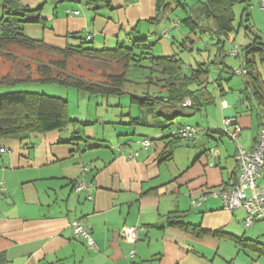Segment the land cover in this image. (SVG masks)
I'll return each instance as SVG.
<instances>
[{
  "label": "crops",
  "instance_id": "crops-1",
  "mask_svg": "<svg viewBox=\"0 0 264 264\" xmlns=\"http://www.w3.org/2000/svg\"><path fill=\"white\" fill-rule=\"evenodd\" d=\"M91 1L21 0L37 9L23 31L30 39L61 49L78 45L88 35L96 49L130 46L134 38L146 37L155 43V55L174 54L166 39L171 33L164 30L165 36L150 40L143 30L159 22L148 21L157 16L156 0ZM159 43L162 54L155 52ZM222 88L218 83L220 109H213L215 95L204 90L205 102L194 115L207 113L200 124L206 133L194 143L174 145L170 160L161 161L168 141V129L159 127L164 118L152 117L158 126H145L152 130L140 138L137 127L144 125L132 122L139 110L104 121V128L116 131L114 140L96 135L97 116L71 114L90 124L32 132L24 141L0 137V252L7 264H264L262 252L237 242L242 238L264 244L262 221L245 227L246 211L224 208L215 194L238 177V147L253 148L261 123L255 99L248 100L241 89V97L226 100L228 106L223 107ZM228 117L241 126L236 142L224 138L223 120ZM175 121L185 123L179 117ZM144 138L153 139L152 144L144 146ZM258 184L264 187V170ZM203 193L206 197L195 205L193 200ZM169 219L200 225L210 233L170 225ZM77 220L89 228L96 248L75 235ZM126 226L139 228L138 239L122 236ZM133 249L135 255L130 256Z\"/></svg>",
  "mask_w": 264,
  "mask_h": 264
},
{
  "label": "trees",
  "instance_id": "trees-1",
  "mask_svg": "<svg viewBox=\"0 0 264 264\" xmlns=\"http://www.w3.org/2000/svg\"><path fill=\"white\" fill-rule=\"evenodd\" d=\"M97 1L93 0L90 4L95 5L94 2ZM174 1L177 6L182 7L185 13L183 19L178 24L188 28L193 33H199L200 35L209 34L212 38H216L217 55H220L222 58L221 63L228 67L223 57L225 56L226 39L230 37L236 28L234 24V7L239 3L244 4L242 18L245 17V20L249 21L252 1L196 0L190 6L187 2L179 0H156L158 15L150 21H158L160 15ZM0 5L2 6L0 43L9 40L24 43L28 46H34V44L40 45L64 54L66 58L74 54L79 56L89 55V57L99 58L101 61L111 62L113 60H121L124 62L123 65L126 70L118 77H113L111 84L102 82L86 83L82 79H78L73 74L65 71V61H60L59 63L55 62L58 63L57 68L52 63H44L36 69L27 70L24 77H13L9 73L5 74L0 80V85L28 82L56 83L91 96L108 97L129 94L131 96V104L136 105L140 111V115L132 118V122L144 126H158L151 123L150 119L153 117L155 120L159 116L164 118V124L159 127L163 131L168 129L164 137L168 141L162 153L161 161L170 160L173 157L172 148L177 143L181 141L194 143L206 133L202 126L197 125L201 128L197 137L184 138L175 132L189 123L177 122L175 120L180 116H193L195 110L201 108L205 102L202 95L209 83L211 67L208 62L199 61L196 68L191 65L185 69L183 59L178 57L177 54L169 56L155 55L152 52V47L155 43H149L146 37L134 38L130 46L121 44L115 49H96L83 45H68L65 49L49 47L43 41L28 38L23 31V25L26 22L32 21L30 15L37 9L30 8L23 4L21 0H0ZM261 5L264 7V0L261 1ZM36 20L39 21L37 18L34 21ZM247 28L251 29V25ZM84 38L85 40L83 41ZM86 39L87 36L82 37L81 44L89 43L92 40L88 41ZM191 41L192 43L194 42L193 40ZM242 51L244 54V64L242 67L248 71L244 76L249 75V78L245 81L242 93L247 96L248 100H256L255 109L258 119L262 123L264 88L258 62H264V41L256 35L242 47ZM211 63L216 64L218 61L216 59ZM221 71L229 72L223 66ZM136 72L144 74L146 84L149 87L153 86L154 89L142 90L139 93L128 91L126 84L127 82L135 81L131 76ZM229 73L236 75L234 70H231ZM220 79L221 74L215 80L218 81ZM137 83L140 84L138 81ZM187 97L191 100V106L189 107L182 105ZM68 107V97L51 95L45 92L21 90L0 93V137L16 138L24 141L32 132L43 133L52 130H64L71 123H80L84 126L90 124L87 121L72 119ZM146 139L150 140L152 144L153 139L149 138H144L142 144ZM211 150L209 149L208 152L212 154ZM169 224L197 229L200 233H210V231L201 229L200 225L191 226L182 221L169 219ZM213 234L217 233L213 232ZM237 242L243 247H247V245L254 247L264 254V244L257 240L238 238ZM7 263L8 258L6 254L0 252V264Z\"/></svg>",
  "mask_w": 264,
  "mask_h": 264
},
{
  "label": "rangeland",
  "instance_id": "rangeland-1",
  "mask_svg": "<svg viewBox=\"0 0 264 264\" xmlns=\"http://www.w3.org/2000/svg\"><path fill=\"white\" fill-rule=\"evenodd\" d=\"M181 2H187L190 6L195 3L196 0H179ZM252 7L251 17L249 21L242 18V12L244 4H236L234 7L235 11V30L226 39L225 43V56L223 57L225 62L232 68H239L244 64V54L242 47L246 45L250 40H252L256 35H258L261 40L264 41V8L261 5L262 0H251ZM1 15V14H0ZM158 15V14H157ZM185 13L181 6H177L175 1L167 7L166 11L162 13L159 17L158 23L147 24L148 29H143L148 35L150 40L157 39L163 33L164 30L171 35L166 38L169 43L173 44V51L171 53L177 54L178 57L183 59L184 67L187 69L189 66L197 67L198 62L206 61L208 62L210 68L209 83L205 90L215 95L216 104L213 109L218 107L220 109V99L218 94V83H222L226 93L222 97L229 102L230 99L240 98V91L245 85V81L249 78V75H231L227 71H221L222 66L226 70H230L229 67L224 66L221 63V57L218 56L217 39L212 38L209 34L200 35L199 33H193L188 28L179 25L184 17ZM150 22V20H148ZM251 25V29L247 27ZM156 35H153L155 34ZM193 40L194 42L192 43ZM78 45H83L85 47H92L94 43H85ZM238 45L239 46V56H234L231 54V49ZM161 43L158 44L155 52L157 54H162ZM217 59L218 63H211ZM60 61H65L64 70L73 74L76 78L82 79L86 83L92 82H102L106 84H111L113 77H118L121 73H124L125 67L123 61L113 60V61H101L99 58L79 55H71L66 58L64 54L55 52L46 48L44 46L35 45L28 46L27 44L20 43L17 41L5 40L0 43V80L5 74H11L13 77H24L27 70H33L44 63H52L55 68ZM58 62V63H55ZM30 67V68H29ZM258 68L261 72L263 79L264 88V62H258ZM222 75V80L215 81V79ZM144 74L140 72L133 73L131 78L135 81L127 82L126 89L130 92H141L142 90L151 89L153 86H148L146 84V78ZM229 78V79H228ZM140 82V84L137 83ZM33 91V92H45L47 94L63 96L69 98V113L73 118L81 117L86 119H93L97 116L99 122H95L97 136H104L105 138L116 139V131L113 128H104L103 125L106 123L105 120L121 117L122 111L128 112L132 110V114L138 112L136 105L131 104V96L125 94L122 96H96L87 95L81 93L73 88H66L62 85L56 83H38V82H28V83H16L13 85H0V93L9 91ZM83 95V96H82ZM223 100V99H222ZM120 102L121 104H119ZM211 108V107H210ZM212 110V109H211ZM207 117V113L198 112L191 117H179V120L187 122L191 125H200L202 121ZM85 116V117H84ZM205 117V118H203ZM189 121V122H188ZM201 126V125H200ZM120 128V127H119ZM138 135L143 138L149 135L152 128L150 127H137ZM137 138V137H136ZM226 141L236 142V139L230 138L227 134L224 135ZM182 143V142H181ZM239 143V142H238ZM240 145V144H239ZM238 145V146H239ZM261 179V178H260ZM259 182V181H258ZM262 221L264 225V220H258L255 223ZM254 223V224H255ZM260 238L264 240V231H262Z\"/></svg>",
  "mask_w": 264,
  "mask_h": 264
},
{
  "label": "built area",
  "instance_id": "built-area-1",
  "mask_svg": "<svg viewBox=\"0 0 264 264\" xmlns=\"http://www.w3.org/2000/svg\"><path fill=\"white\" fill-rule=\"evenodd\" d=\"M79 13V11H74ZM92 35H88L87 39L90 41ZM239 46L236 45L231 49V54L239 56ZM235 74L245 75L247 69L240 66L234 69ZM223 107H227L226 100H222ZM183 106H191L190 98H186L182 103ZM262 123L259 128L257 140L252 149L247 150L242 145L238 147V153L236 155L238 177L237 180H230L221 186L218 192L215 194L220 195L223 202V207L226 209H235L242 207L246 211V218L244 219L245 227H250L254 222L264 218V187L258 184L259 179L262 176L264 170V107L262 110ZM235 126L234 130H231V126ZM222 129L232 139H238L241 132V126L236 123V119L228 117L223 120ZM201 128L197 125L186 124L178 129L175 133L184 138L197 137ZM145 146L151 145L150 140H144ZM6 151L5 148L1 149ZM213 153V149L211 150ZM213 164V162H211ZM1 184V182H0ZM83 182L78 184L77 189L83 186ZM0 189L3 190L4 186L1 185ZM206 197V194H202L197 200H193L194 204H199ZM74 233L76 236H81L86 239L87 244L91 248H96V243L91 236L89 228H87L81 220H77L73 223ZM122 236L127 240H136L139 236V228L136 226H126L121 230ZM135 255V250L130 252V256Z\"/></svg>",
  "mask_w": 264,
  "mask_h": 264
}]
</instances>
